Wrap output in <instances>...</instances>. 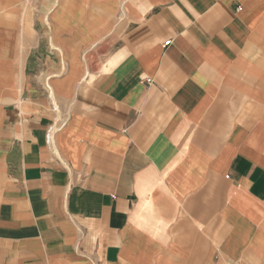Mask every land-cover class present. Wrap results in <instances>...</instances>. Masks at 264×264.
Masks as SVG:
<instances>
[{
    "label": "crops",
    "instance_id": "1",
    "mask_svg": "<svg viewBox=\"0 0 264 264\" xmlns=\"http://www.w3.org/2000/svg\"><path fill=\"white\" fill-rule=\"evenodd\" d=\"M0 264H264V0H0Z\"/></svg>",
    "mask_w": 264,
    "mask_h": 264
},
{
    "label": "built area",
    "instance_id": "2",
    "mask_svg": "<svg viewBox=\"0 0 264 264\" xmlns=\"http://www.w3.org/2000/svg\"><path fill=\"white\" fill-rule=\"evenodd\" d=\"M170 42H166L165 46L169 45ZM53 139V133L48 135V142L50 143V141Z\"/></svg>",
    "mask_w": 264,
    "mask_h": 264
}]
</instances>
